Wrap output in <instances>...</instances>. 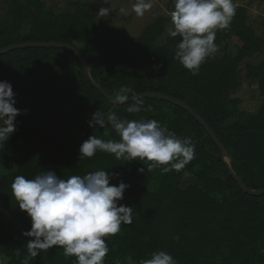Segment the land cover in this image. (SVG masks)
<instances>
[{
	"label": "trees",
	"instance_id": "trees-1",
	"mask_svg": "<svg viewBox=\"0 0 264 264\" xmlns=\"http://www.w3.org/2000/svg\"><path fill=\"white\" fill-rule=\"evenodd\" d=\"M29 1L27 7L9 0L0 14V49L27 42L69 44L88 63L91 80L113 99L121 88H129L128 98L153 92L185 103L213 131L246 187L264 189V61L247 65L263 96L261 106L230 123L239 101L229 94L236 89L240 64L264 46L246 24L244 6H236L229 28L215 39L234 36L242 46L234 56L225 52L207 58L193 75L175 58L181 37L168 36L172 0L133 40L119 27L98 31L87 2L66 1L70 11L54 13L39 0ZM0 81L11 83L15 107L21 110L16 131L0 147V259L5 264H21L28 255L30 238L23 233L31 228L11 184L17 175L33 179L48 170L63 179L105 170L115 174L110 184L129 185L119 203L133 207L132 223H122L119 233L105 238L110 249L105 264H138L160 250L177 264H264V195L240 189L216 144L185 110L156 98L115 106L95 88L77 57L59 48L26 47L0 55ZM137 105L138 111H128ZM96 111L105 116L103 128L88 124ZM110 112L121 120L154 119L160 126L168 118L161 127L178 138L191 137L194 159L180 172L167 173L164 166L148 171L152 162L118 160L101 151L80 159L79 148L90 136L120 139L106 120ZM185 174L193 180L185 183ZM30 264H76V258L53 246Z\"/></svg>",
	"mask_w": 264,
	"mask_h": 264
},
{
	"label": "clouds",
	"instance_id": "clouds-1",
	"mask_svg": "<svg viewBox=\"0 0 264 264\" xmlns=\"http://www.w3.org/2000/svg\"><path fill=\"white\" fill-rule=\"evenodd\" d=\"M172 3L168 36L181 37L175 58L196 75L200 65L217 52L216 33L229 28L236 6L233 0H172ZM152 7V0H134L132 11L142 17ZM99 13L103 17L109 10L100 8ZM130 92L129 88H121L115 100L126 101ZM15 95L10 82L0 81V147L16 131L15 119L21 110L15 107ZM138 110L139 105L128 109L129 112ZM106 120L120 139L106 141L92 135L81 144L80 159L91 158L101 151L118 160H146L152 162L147 166L148 171L164 166L162 172L167 173L180 172L195 157L191 137L178 138L154 119L121 120L110 112ZM88 124L105 127L104 114L96 111ZM114 175L105 170L67 179L51 170L33 179L17 175L11 184L12 195L19 209L31 220L30 230L23 233L30 239L28 255L21 264H30L40 252L53 246L61 247L65 257L74 256L76 264H105L110 251L105 238L119 233L121 224H131L133 217V207L119 203L129 185L110 184ZM16 255H20L19 250ZM0 264H5V260L0 259ZM138 264H177V261L170 253L160 250Z\"/></svg>",
	"mask_w": 264,
	"mask_h": 264
},
{
	"label": "rangeland",
	"instance_id": "rangeland-1",
	"mask_svg": "<svg viewBox=\"0 0 264 264\" xmlns=\"http://www.w3.org/2000/svg\"><path fill=\"white\" fill-rule=\"evenodd\" d=\"M9 0H0V14L6 12ZM42 2L47 10L54 13L70 11L66 1L87 2V10L90 14L95 15L96 25L98 31L106 32L111 27H119L123 36L126 39L133 40L137 38L144 26L154 21L166 11L167 0H152L153 7L145 12L142 17H138L132 11V4L134 0H39ZM20 2L27 7L29 0H20ZM235 6H244L247 11L246 24L250 26L254 34L264 39V0H233ZM33 9L32 6L29 7ZM100 8L109 10V14L101 16ZM171 23L168 28H170ZM218 30L216 34H219ZM165 36V35H164ZM164 37L160 38L159 42H163ZM217 45L218 56L228 52L229 56H234L236 51L242 46L237 37H229L227 39H218L215 41ZM264 61V46L254 53L252 56L243 58L237 74L236 89L229 94L230 98H237V112L231 118L230 123L241 120L245 116H250L257 112L263 101V96L259 93L256 80L251 78L248 74L247 65H257ZM168 118H166L161 126L166 125ZM193 180L191 175H184L183 181L189 183Z\"/></svg>",
	"mask_w": 264,
	"mask_h": 264
},
{
	"label": "water",
	"instance_id": "water-1",
	"mask_svg": "<svg viewBox=\"0 0 264 264\" xmlns=\"http://www.w3.org/2000/svg\"><path fill=\"white\" fill-rule=\"evenodd\" d=\"M26 47L59 48V49H64V50H67L69 52H72L77 57L78 61L82 65V67H83L86 75L88 76V78L92 82V84L95 86V88L111 104H113L115 106H120V105H123V104H127L129 102H134V101H137V100H140V99H143V98H156V99H159V100H164L166 102H169V103H171V104H173L175 106H178L179 108H182L187 113H189L197 122H199V124L201 126H203V128L209 134V136L211 137V139L213 140V142L218 147V149L220 151L221 158L224 161V163L226 164L229 174L236 181V183L238 184V186L240 187V189L244 193H246L248 195H252V196H261V195H264V189H262V190H251V189L247 188L246 185L243 183L242 179L232 171V169H231V167H230V165L228 163V153L225 150V148L223 147V145L215 137L213 131L210 129V127L207 125V123L196 112H194L192 108H190L189 106H187L185 103L180 102L177 99H174V98L169 97L167 95H162V94L153 93V92L140 93V94L134 95L132 97H129L126 101L117 102L110 95H108L99 85H97L96 83H94L91 80V78L89 76V65H88V63L85 61V59H83L80 56V54L76 51V49L73 48L69 44L60 43V42H27V43H18V44H13V45L6 46L4 48H1L0 49V55H2L4 53H7V52H10V51L15 50V49H21V48H26Z\"/></svg>",
	"mask_w": 264,
	"mask_h": 264
}]
</instances>
